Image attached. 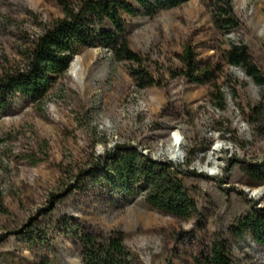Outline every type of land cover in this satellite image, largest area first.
I'll return each mask as SVG.
<instances>
[{"label":"rangeland","instance_id":"obj_1","mask_svg":"<svg viewBox=\"0 0 264 264\" xmlns=\"http://www.w3.org/2000/svg\"><path fill=\"white\" fill-rule=\"evenodd\" d=\"M233 6L239 27L230 33L217 26L211 0L123 14L153 86H138L136 63L117 61L106 47H82L43 98L16 92L5 100L0 264H82L76 234L118 232L132 264H203L217 236L228 239L234 264H264V243L232 234L240 218L264 211V98L228 59L230 46L244 43L264 71V0ZM63 17L61 0H0V83L26 67L34 40ZM124 145L152 161L187 165L198 214L177 218L142 190L129 197L92 176L100 156Z\"/></svg>","mask_w":264,"mask_h":264},{"label":"trees","instance_id":"obj_2","mask_svg":"<svg viewBox=\"0 0 264 264\" xmlns=\"http://www.w3.org/2000/svg\"><path fill=\"white\" fill-rule=\"evenodd\" d=\"M187 0H81L76 6L63 3L64 17L46 28L33 43L26 67L5 76L0 83V108L5 100L22 93L29 100L44 97L50 84L64 74L77 51L82 47H106L117 61L136 63L131 73L140 88L156 82L142 66L143 61L128 40V30L123 14L153 16L162 10L180 6ZM218 27L230 33L239 27L233 0H211ZM184 59L190 70L195 68L191 51ZM230 65L241 69L261 89L264 98V71L253 61L249 48L233 43L228 51ZM209 72H205L208 78ZM194 82H204L195 77ZM187 154V152H186ZM187 165H175L171 161H152L139 150L118 146L117 150L100 156L92 169V176H99L124 193L135 195L144 192L153 207L180 219L198 214L195 201L188 193ZM250 233L255 241L264 243V211L255 209L240 218L232 228V234L241 238ZM81 246L82 264H132L131 253L120 232L97 237L89 233L76 234ZM31 237L29 236L28 239ZM203 264H234L231 246L223 236L215 237L211 252Z\"/></svg>","mask_w":264,"mask_h":264},{"label":"bare ground","instance_id":"obj_3","mask_svg":"<svg viewBox=\"0 0 264 264\" xmlns=\"http://www.w3.org/2000/svg\"><path fill=\"white\" fill-rule=\"evenodd\" d=\"M177 147H178V142L177 141L172 143L171 150H172L173 153L176 151Z\"/></svg>","mask_w":264,"mask_h":264}]
</instances>
